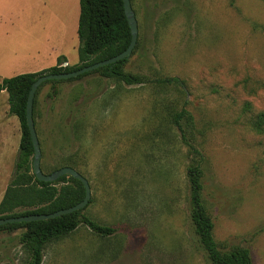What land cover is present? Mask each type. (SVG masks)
Here are the masks:
<instances>
[{"label":"rangeland","instance_id":"1","mask_svg":"<svg viewBox=\"0 0 264 264\" xmlns=\"http://www.w3.org/2000/svg\"><path fill=\"white\" fill-rule=\"evenodd\" d=\"M131 2L139 39L125 70L144 82L93 72L43 85L34 106L44 172H81L93 200L83 215L115 232L80 224L47 245L42 264H209L189 215L192 156L173 124L183 107L194 119V128L184 121L187 136L205 157L204 201L217 240L264 264V0ZM24 11L16 9L15 32L30 48L47 26ZM79 46L68 34L61 57L75 65ZM169 77L185 89L156 82ZM7 96L0 94V201L21 141ZM21 233L0 231V264H27Z\"/></svg>","mask_w":264,"mask_h":264},{"label":"trees","instance_id":"2","mask_svg":"<svg viewBox=\"0 0 264 264\" xmlns=\"http://www.w3.org/2000/svg\"><path fill=\"white\" fill-rule=\"evenodd\" d=\"M80 8L78 64H68L63 67L62 64L65 63L66 58L59 57L57 65L49 69L35 73H24L0 81V91L5 90L8 93L9 113L18 118L21 126V141L15 171L0 201V219L54 213L78 204L85 197V186L74 177L63 176L54 182L40 181L36 177L33 171L34 146L26 117L27 101L32 84L40 76L71 72L104 61L126 50L131 42V28L125 14L123 0H80ZM137 46L138 43L133 53L137 50ZM128 60L129 57L76 78L49 80L44 82L40 88L50 82L59 83L79 79L93 72H99L104 77L116 79L126 85L142 84L144 79L141 76L125 70ZM156 82L175 84L185 89V85L179 77L163 78L156 80ZM40 88L36 93L34 106ZM259 119L258 126L262 123L264 114H261ZM184 121H187V124L194 128L193 116L186 107L173 115V124L180 133L181 142L188 147L189 154L192 156V163L187 169V180L190 188L189 215L194 231L199 238L200 247L209 264H254L251 251L248 248L242 245L221 243L215 236V222L205 205L203 194L205 157L201 150L190 142ZM92 202L93 200L90 201L89 205ZM86 208L47 220L9 223L0 226V231L22 230L20 240L30 254L27 264H42L47 245L73 233L80 224H85L102 236H109L115 232L113 227L99 224L90 217L83 215Z\"/></svg>","mask_w":264,"mask_h":264},{"label":"crops","instance_id":"3","mask_svg":"<svg viewBox=\"0 0 264 264\" xmlns=\"http://www.w3.org/2000/svg\"><path fill=\"white\" fill-rule=\"evenodd\" d=\"M18 6L25 10L23 14H32L35 20L47 26L43 39L30 48L15 32ZM80 13V0H0V81L57 65L58 58L65 56L63 46L66 36H78ZM50 30L52 33L49 34ZM65 63L71 65L67 59ZM6 93L5 90L0 91L1 95Z\"/></svg>","mask_w":264,"mask_h":264},{"label":"water","instance_id":"4","mask_svg":"<svg viewBox=\"0 0 264 264\" xmlns=\"http://www.w3.org/2000/svg\"><path fill=\"white\" fill-rule=\"evenodd\" d=\"M123 1H124L125 14L127 16L129 26L131 28V35H132L131 42L129 46L127 47V49L112 58L94 63L92 65L84 66L75 71L66 72V73H57V74L51 73V74H44L40 76L32 84L29 97H28V101H27L26 117H27L28 128H29L33 146H34L33 171L36 177L40 181H44V182H54L63 176L74 177L80 180L85 186L86 193H85L84 199L72 207L61 209L54 213L33 214V215H25V216H19V217L1 218L0 226L6 225L9 223H22V222H32V221L52 219V218L60 217L62 215L71 214L76 211H80L89 205L91 198H92L91 185H90L89 180L84 175H82L78 170H76L75 168L71 166L61 167L49 174L45 173L42 170V166H41L42 149H41V144H40L39 136H38L35 121H34V100H35V96H36L38 89L46 81L66 80V79L76 78V77H79L80 75L86 74L96 69H99L100 67L119 62L132 55L138 43V39H139V23H138L136 12L132 6L131 0H123Z\"/></svg>","mask_w":264,"mask_h":264},{"label":"built area","instance_id":"5","mask_svg":"<svg viewBox=\"0 0 264 264\" xmlns=\"http://www.w3.org/2000/svg\"><path fill=\"white\" fill-rule=\"evenodd\" d=\"M67 65H68V63H63V64H62L63 67H65V66H67Z\"/></svg>","mask_w":264,"mask_h":264}]
</instances>
